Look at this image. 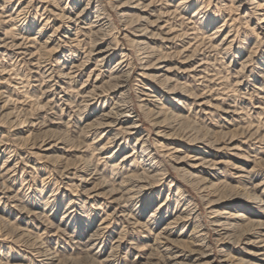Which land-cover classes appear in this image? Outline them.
<instances>
[{
	"label": "bare ground",
	"instance_id": "obj_1",
	"mask_svg": "<svg viewBox=\"0 0 264 264\" xmlns=\"http://www.w3.org/2000/svg\"><path fill=\"white\" fill-rule=\"evenodd\" d=\"M81 1L0 0V233L17 247L0 249V264L71 261L72 249L90 264H120L127 249L137 260L123 264H264V129L242 125V108L206 72L212 50L234 44L231 24L208 33L211 0L74 10ZM249 3L263 33L264 0ZM263 58L245 68L255 91ZM240 244L252 247L237 257Z\"/></svg>",
	"mask_w": 264,
	"mask_h": 264
},
{
	"label": "rangeland",
	"instance_id": "obj_2",
	"mask_svg": "<svg viewBox=\"0 0 264 264\" xmlns=\"http://www.w3.org/2000/svg\"><path fill=\"white\" fill-rule=\"evenodd\" d=\"M176 1L177 0H173L172 3L175 4ZM203 1L205 3L207 2V0H203ZM241 1L244 2V5L240 8L236 7L237 3L234 2L233 4H231V2L229 0L228 1L225 0L224 5H226V6L220 5L221 4L220 2L216 3V0L215 1L211 0L210 5L207 6L210 8L208 11H209V14H211L212 18H213L212 25H210V27L208 28V33L210 31H212L213 29L219 27V25L221 23H223V20H225L224 22H227V26L224 30V33L226 32V30L228 28H230L228 25L231 24V29H232L231 31L233 32V34L236 35L234 44H232V45L224 44L222 46L220 45L219 47L226 46L225 50L222 53L217 52L218 50H216V52H215V50H212V53H211L212 55L210 57L209 52H206L205 48L202 47V45H198V42H197L195 44L198 45L197 48L198 47L199 48L196 49V47H195V52L197 53L198 51L199 52L202 51L201 53H199V52L197 53L198 56H203V57H208V58L210 57V59L212 58V61H213L212 66L208 67L206 72L208 71L207 74H213L214 75L212 77H213V80H215V81L212 80V84H214L213 82L219 83L217 86H215L216 87L215 89H219V92L220 91L221 92H224V91L227 92L229 94L228 97H230V99L232 101L233 100L235 101V102L233 101L232 103H234L236 106L242 108V110L244 112L242 125H246L247 122L249 123L250 120H252V122L255 125H259L261 128L263 127V129H264V94H263L264 93V90H263L264 85L262 86L263 91H261V90L255 91L254 89H252L253 83L251 82V75H249L248 72H245L246 69H248V70L252 69L251 70L252 72L253 71L257 72L258 66L261 65V64H258L259 61H258V59L256 60V58L258 57V55L260 53H261L262 57L264 56V53H263V50H264L263 33L264 32L258 33L260 30L256 27H254L255 24L257 23V21L259 20L258 18L260 15L255 14L253 12V10H251L249 12L247 11L248 8L252 9V4L249 3L251 0H241ZM82 2H83V0L80 2L78 7H76V9H74V10H77V8H80V6H82ZM191 8L192 9L188 10L189 13L193 12V10H195L197 7L192 6ZM208 11H207V13H208ZM263 12L264 11L259 10V12H257V13H263ZM218 15H219V17H218ZM206 18H207V16H206ZM35 22L36 23L33 25V28H36L38 23H39V22H37V19H35ZM206 22H208L207 19H206ZM228 22H229V24H228ZM22 23L23 24L21 26L24 27V22H22ZM215 26H217V27H215ZM215 39H216L215 43H217V42L219 43V40L221 39V35L216 37ZM199 49H201V50H199ZM262 60L264 61V58ZM244 61H246V64H247L246 67L242 66V63ZM240 62H242V63H240ZM261 67H262V65H261ZM210 69H212V70H210ZM242 77H245V82L239 83V81H241ZM256 80H257V77H256ZM208 84H210V83H208ZM167 105H168V103H167ZM255 106H258V107H255ZM197 120H199V119H197ZM196 122L194 121V118H187L184 120V122H182V124H184V126L186 124H187V126H191V125L196 126V127L199 126V128L203 125L201 121H198V123H197L198 125H195ZM199 123L202 125H200ZM148 127H149V125L147 124V122H145L143 125V128H148ZM231 128L232 127H230V129ZM166 163H167L166 161H162V164L164 165V167L168 166V163L167 164ZM261 164H264V160H261ZM172 177L178 178L175 174H172ZM21 183H22V180L21 179L18 180V182L14 185V189L16 190L17 188H19V186H22ZM39 186H40V183H38V187ZM52 186L53 185L51 184L48 188H51ZM186 188L188 189L189 196L195 195V193L193 192V190L191 188H189V187H186ZM33 189H34V187H33ZM24 191L27 192L28 190L25 189ZM158 191H159V193L154 195V197H152L154 199L152 201V204H150L151 207L149 206L147 209H145L144 217L150 212V210L157 203L160 202L161 199L164 198L165 193L167 191V181H164V183H161V185L158 186ZM173 191H175V188ZM49 192H50L49 189H47L45 196H47V194ZM156 196H158V198ZM66 201L67 200H65V202ZM147 202L148 201L146 200L145 203H147ZM173 204H174V202H172V206H173ZM62 207H63V205L61 204L60 210L58 211V213H56L52 218H50L52 223H54V224L57 223L58 218L60 217V215L62 213L61 212ZM16 215H17V213H14V214H11L10 216H7V217L4 216V217H6L9 221H14L15 223H19V221H17L18 218H16ZM19 224H21V223H19ZM28 227H30V226H28ZM3 236L4 235L2 233H0V249L2 250V254L3 255L5 253H8V254L10 253V255L13 253L15 254V251H17V247H16L15 242L13 240L9 241V239L7 241V238L3 240ZM213 243H214V241H212V244ZM5 246H8V247H5ZM50 246L52 248H54L55 246L57 248L59 247V246H57V244H54V243H51ZM251 247L252 246L250 244H240L238 249H236V250H238V253L236 251V253L234 255L237 257L238 256H244L245 250H248V248H251ZM107 250L108 249H106L104 251V253H102L101 255L102 256L105 255ZM64 256H69L71 258V261L68 260V261L64 262V261L60 260L56 264H90V262L87 261V259L85 257H83L82 254L78 253V251L76 252L75 249H74V251H73V249L68 251V253L65 252ZM136 256H137V253L135 250L132 249V251L129 252V250L127 249L126 251L123 250V252L120 253V257L118 258V260L120 261V264H123L124 263L123 260L125 257L128 259H131V260H133L134 258H135V260H137ZM12 262L17 263L18 260H11V262H9V263H12ZM27 263L32 264L29 261ZM160 263H162V262H160Z\"/></svg>",
	"mask_w": 264,
	"mask_h": 264
}]
</instances>
